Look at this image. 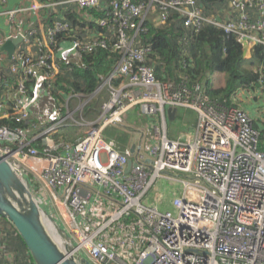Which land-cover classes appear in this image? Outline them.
Here are the masks:
<instances>
[{
	"label": "built area",
	"instance_id": "1",
	"mask_svg": "<svg viewBox=\"0 0 264 264\" xmlns=\"http://www.w3.org/2000/svg\"><path fill=\"white\" fill-rule=\"evenodd\" d=\"M40 6L74 7L83 16L100 9L94 22L105 31L61 44L56 37L70 30L68 23L55 20L39 31L22 17L32 8L21 7L7 12L10 33L0 36V120L11 122L0 126V154L62 231L55 239L60 247L90 264H264V151L252 118L234 99L228 107L211 99L201 84L160 82L148 63L150 47L139 43L152 8L157 26L175 12L184 29L211 25L245 50L264 48V0H230L220 22L204 17L197 0H46ZM16 38L21 42L5 65L2 47ZM99 49L119 55L99 78L96 90L107 93L100 113L73 143L55 139L72 120L56 117L57 109L38 115L39 102L52 101L62 62ZM135 108L148 117L191 110L194 135L170 140L159 133L152 145L134 150L105 141V130ZM162 179L182 186L169 210L159 209L160 195L151 204L146 198Z\"/></svg>",
	"mask_w": 264,
	"mask_h": 264
},
{
	"label": "trees",
	"instance_id": "2",
	"mask_svg": "<svg viewBox=\"0 0 264 264\" xmlns=\"http://www.w3.org/2000/svg\"><path fill=\"white\" fill-rule=\"evenodd\" d=\"M136 1L147 3V0ZM229 3L230 0H197V5L204 17L219 16L222 20L229 13ZM211 10L217 11L218 14L209 16L208 12ZM89 15L94 20L101 18L103 13L100 9H96L89 12ZM55 17L64 19L71 25V30L56 37L58 43L62 41L70 43L73 39H83L80 29L86 26L96 33H105L93 21L84 23L74 7L59 8L58 15L51 14L45 24L51 25ZM144 27L146 33L140 36L139 43L150 47L148 63L154 69L156 79L160 82H172L177 85L183 79H187L190 87L196 83L201 84L211 99L226 107L232 104L233 96H237L239 91H260L264 94L263 47H250V58L245 59V49L232 34H226L223 30L211 25H204L199 32L184 29L181 19L175 12L169 14L164 26L157 27L147 20L144 22ZM158 37L165 39L166 47L154 46L153 41ZM117 60H119L118 54L115 55L103 49L90 54L81 53L76 64L71 63L61 67L56 88L64 93L78 94L88 98L98 88L101 82L100 76H106ZM255 69L257 72L254 71ZM206 74L209 77L213 74L222 75L223 86L212 88ZM101 99L102 97L99 99L94 96L86 105L83 115L88 119H95L100 113ZM262 118L252 119V125L260 133V150L264 151V117ZM10 123L9 120H0V126H10ZM0 224L8 228V231H4L6 235L0 238V245L5 244L8 247L7 244L17 242L20 248L18 244L14 246L15 252L19 253L20 250L23 254H28L16 231L2 217H0ZM6 249L12 251L11 248ZM1 251H4V248H0ZM16 260H18L17 255ZM29 260L33 264L30 256Z\"/></svg>",
	"mask_w": 264,
	"mask_h": 264
},
{
	"label": "crops",
	"instance_id": "3",
	"mask_svg": "<svg viewBox=\"0 0 264 264\" xmlns=\"http://www.w3.org/2000/svg\"><path fill=\"white\" fill-rule=\"evenodd\" d=\"M53 1H56V0H53ZM44 2H46V0H30V1L7 0L5 3L0 2V36H7L10 33L9 17H8L7 12L10 10H16L18 8H21V7L32 8L30 13L25 12L22 15V17L24 18V20L26 22V26L31 25V26L38 28L39 31H41L42 25L47 26L45 24L47 18L51 14H54L57 16L59 13V8H61V6H59V7L54 8L53 10L52 9H44L40 6V4H43ZM66 8L68 9V7H66ZM150 12L147 14H151V16H153V17L148 19L147 15H146L145 21L150 20L155 26H157V13H156V11H153V9L151 8ZM215 18L222 21V19L219 18V16H216ZM80 19L84 23L91 22V21L94 22L93 18L90 15H86V16L80 15ZM53 20L54 21L58 20V21H63V22L68 23L70 26V30H71L70 22H68L64 19H57V17H55ZM85 25H87V24H85ZM80 33H81L80 35H83V39L92 36V35H90V33H92V30L89 29L88 26H86L85 28H81ZM62 43H66V42L62 41L61 44ZM153 44L155 47H166L165 39L162 37L155 38L153 41ZM79 57L80 56L70 57L68 63H64V62L61 63V67H63V65H69L71 63L76 64V62H78V60H79ZM244 57H245V59L250 58L249 49L245 50ZM215 76L221 77L222 82H223L222 75H214L213 74V75H211V77H209V75L206 74V77L209 80L211 87L213 86L212 80L214 79L213 77H215ZM57 80H58V77H57ZM57 80H55V83L53 84L54 90L51 91L52 92V101H51V106H50L49 110L52 111L53 109H57L59 114H56V117L64 118L68 115V118H69L68 120L74 119V120H76V122L83 123L84 125L83 126H76V125H72V123H69V124L65 123V125H63V127L59 128V130H58L57 134L54 136V138L57 139L58 136L60 135V138L62 137L64 139L63 135H65V137H66V135L69 134L70 140L67 142L72 143L73 141H75L76 139H78L84 135V133L88 127V126H85V124H87V123L89 124L94 119V118L88 119L87 117H85L83 115V111L85 110L86 105L90 103V101L94 98V96L98 97L99 99H100V97H102V99H101V103H102L107 98V97L106 98L104 97L105 94L107 96V93H106L105 89H103V88L95 90V95H91L87 98V100L85 101V103L83 105V108L79 111L80 116L78 117V119H76L73 116L74 112H71L68 109L71 108V106L73 104L72 101L79 100V98H81V97L84 98L85 96L78 95V94H72V93H64L63 91H61L59 89L57 90V88H56ZM100 84H101V82H100ZM220 87H222V85H220ZM216 88H219V87H216ZM243 92L239 91L237 96H239L240 94H244V95H248V94L251 95L252 94V92H248V91H245V93H243ZM64 94H66L68 96L65 97ZM259 96L262 99L261 101L264 102V94L260 92ZM245 97H247V96H245ZM234 101L237 102V100H235V99H234ZM244 104H246V103H245V101L242 100V103L240 105H244ZM254 107H255V114H260V112L262 113L264 111V103L263 104L257 103V106H254ZM76 110H79V109L77 108ZM41 111H43V108L39 107V110L37 111L38 115H39V113L41 115ZM247 113L249 114V116H250V114H252V113H250V111H248ZM134 114H138L139 121H137L135 119ZM182 115L184 116V121L187 124H190V127H189L190 130L189 131L186 130V132L183 131L180 133H178V130H176L175 132L169 130L168 124L175 122L178 119V117H180ZM154 116L157 117V121H156L154 127H150L149 126L150 122L148 123V120L145 118L148 116H146L144 114L142 115L138 108H135L134 110L132 109L123 118V122H122L123 124L111 126L105 130V132H104L105 137L103 134L104 140L105 141L114 140L120 150H123L126 148L134 150L137 146H140V145H142L143 147H148V146L152 145L153 142L155 141V137L159 133H164L167 136V138H169L170 140H184V139L192 138V136L194 135L197 120H196V114L191 110L183 109V108L176 109V114H175L173 119H169L167 117L166 112H164L163 114H155ZM135 121H137V125H134V126H137V128L134 132H135V134H137V141L134 144L129 145V142H130V139L132 138V136L128 135V133L126 131V127L130 126V125L133 126V123L135 124ZM144 121H146V124ZM139 122H141V123H139ZM138 124H139V126H138ZM147 126H149L150 129L147 132H145L144 128ZM143 131H144V133H143ZM63 133H65V134H63ZM30 135H33V133H31ZM33 145L38 146L39 141L34 142ZM179 195H177V196H179ZM42 209L45 211L44 208H42ZM6 230L8 231V228L5 227V225L0 224V238H2L3 236L6 235V233H4V231H6ZM7 234L9 235V233H7ZM0 244H1V241H0ZM17 244H18V247L20 248V244L17 242H13V244H11V243L7 244L8 247L5 244L0 245V248H4V251L0 252V264H17V263L18 264H32L31 261L29 260V254H27V253L23 254V252H21L20 250H19V253L15 252L14 246L16 247ZM6 248H8V249L11 248L12 251L7 250ZM16 255L18 257V260H16Z\"/></svg>",
	"mask_w": 264,
	"mask_h": 264
},
{
	"label": "water",
	"instance_id": "4",
	"mask_svg": "<svg viewBox=\"0 0 264 264\" xmlns=\"http://www.w3.org/2000/svg\"><path fill=\"white\" fill-rule=\"evenodd\" d=\"M220 22L219 19H216ZM21 38L8 40L2 47L10 63L15 47ZM173 119L176 109L165 110ZM128 163L127 169L130 167ZM45 211L33 196L28 184L0 154V217L16 231L33 264H90L84 258H76L60 247L46 223Z\"/></svg>",
	"mask_w": 264,
	"mask_h": 264
},
{
	"label": "rangeland",
	"instance_id": "5",
	"mask_svg": "<svg viewBox=\"0 0 264 264\" xmlns=\"http://www.w3.org/2000/svg\"><path fill=\"white\" fill-rule=\"evenodd\" d=\"M217 14H218V12L214 11V10H211V12H208L209 16H216ZM152 17L153 16H151V14H147V18L148 19L152 18ZM254 71L257 72L256 69ZM214 75H220V74H214ZM213 78H214L212 80V83H213L212 87L213 88L220 87V85L223 86V82H222L221 77L215 76ZM252 92L253 93L251 95H249V94L248 95L240 94L239 96L234 95L233 98L235 100H237V102L236 101H234V102L237 103L238 105H240L242 103V100L245 101L246 104L240 105V107L243 108L246 112L250 111V113H252V114H250V117L252 119H263L262 117H264V111L262 113L260 112V114H255V107H254V106H257V103L261 104V100L262 99L259 96L260 91H252ZM243 93H245V91ZM64 95H65V97L68 96L66 94H64ZM245 96H247V97H245ZM104 97L105 98L107 97L106 94H105ZM86 100H87L86 97H84V98L81 97V98H79V100L72 101L73 104H72L71 108L68 109V110L71 111V112H74L73 116L76 119H78V117L80 116V112L79 111L83 108V105H84ZM263 103L264 102L262 101V104ZM98 104H99V102H98ZM39 106H40V108H50L51 101H48L47 99H41L40 102H39ZM77 108L79 110H76ZM134 116H135V119L137 121H139L138 114H134ZM145 118L148 120V123L150 122V124H149L150 127H154L155 126V123L157 121V117L156 116L145 117ZM137 121H135V124L133 123V126L130 125V126L126 127V131H127L128 135L132 136V138L130 139L129 145H132V144H134L137 141V134H135V132H134L136 130V128H137V126H134V125H137ZM72 122H76V120L72 119ZM72 122L71 121H67V123H72ZM144 122L146 124V121H144ZM139 123H141V122H139ZM121 124H123V123H121ZM85 126H88V123L85 124ZM138 126H139V124H138ZM149 126L144 128L145 132H147L150 129ZM189 127H190V124H187L184 121V116L183 115L178 117V119L175 122L168 124V129L169 130L174 131V132L176 130H178V133L183 132V131L186 132V130L189 131L190 130ZM144 131H143V133H144ZM63 134H65V133H63ZM58 137H60V135ZM63 137H64V139L62 137H61V139L66 140V141L70 140L69 139L70 138L69 134L66 135L67 138L65 137V135H63ZM104 137H105V134H104ZM30 191L32 192L33 196L36 198V194H35L34 189L31 188ZM181 191H182V186H181L180 183H178V182H170L168 180L162 179V180H158V181H156L154 183L153 187L148 192L146 198L148 199L149 203L151 204V203H154L156 201V198L158 197V195H160L162 197V200H163V206L159 207V209H161V210H169L170 206H171L172 198L177 196V195H179L181 193ZM45 216H46V214H45ZM48 228H49L51 234L54 236V238L59 241L60 240V236H59L58 232L56 230H54V228L52 227V225L50 223H48Z\"/></svg>",
	"mask_w": 264,
	"mask_h": 264
},
{
	"label": "bare ground",
	"instance_id": "6",
	"mask_svg": "<svg viewBox=\"0 0 264 264\" xmlns=\"http://www.w3.org/2000/svg\"><path fill=\"white\" fill-rule=\"evenodd\" d=\"M45 220H46V223H47V225H48V223H49V222H48V221H49L48 218H46ZM57 232H58V234H59V236H60V238H61V236H62V231L58 230Z\"/></svg>",
	"mask_w": 264,
	"mask_h": 264
}]
</instances>
